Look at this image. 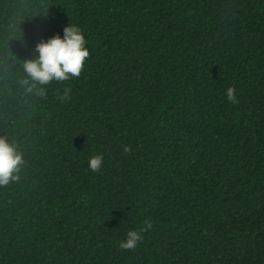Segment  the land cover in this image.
Here are the masks:
<instances>
[{"label":"trees","instance_id":"trees-1","mask_svg":"<svg viewBox=\"0 0 264 264\" xmlns=\"http://www.w3.org/2000/svg\"><path fill=\"white\" fill-rule=\"evenodd\" d=\"M69 23L80 76L32 81ZM0 138V264H264V0H0Z\"/></svg>","mask_w":264,"mask_h":264},{"label":"clouds","instance_id":"clouds-1","mask_svg":"<svg viewBox=\"0 0 264 264\" xmlns=\"http://www.w3.org/2000/svg\"><path fill=\"white\" fill-rule=\"evenodd\" d=\"M36 52L37 57L26 62L24 69L31 80L40 85H46L52 81L64 82L79 77L89 57L83 31L70 23L64 27L62 37L56 35L47 40H41L36 45ZM70 91V88L65 89L61 99L68 100ZM226 97L231 103L238 102L235 89L232 87L227 89ZM123 150L129 153L130 147L125 146ZM103 162V155L97 154L89 159L88 167L92 172H97L102 168ZM22 163V157L15 147L0 138V186L18 179L16 173ZM143 231L144 229L129 230L126 239L120 243L119 247L122 250L135 249L138 243L143 241Z\"/></svg>","mask_w":264,"mask_h":264}]
</instances>
